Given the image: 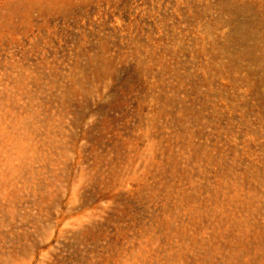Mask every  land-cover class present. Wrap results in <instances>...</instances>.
<instances>
[{"label": "rangeland", "instance_id": "obj_1", "mask_svg": "<svg viewBox=\"0 0 264 264\" xmlns=\"http://www.w3.org/2000/svg\"><path fill=\"white\" fill-rule=\"evenodd\" d=\"M0 264H264V0H0Z\"/></svg>", "mask_w": 264, "mask_h": 264}]
</instances>
